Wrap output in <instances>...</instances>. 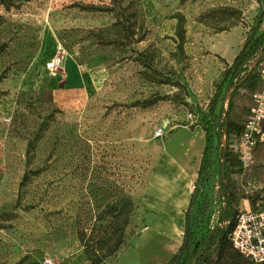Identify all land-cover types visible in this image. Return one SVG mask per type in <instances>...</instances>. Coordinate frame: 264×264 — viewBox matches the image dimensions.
Listing matches in <instances>:
<instances>
[{
    "label": "rangeland",
    "instance_id": "1",
    "mask_svg": "<svg viewBox=\"0 0 264 264\" xmlns=\"http://www.w3.org/2000/svg\"><path fill=\"white\" fill-rule=\"evenodd\" d=\"M259 21L257 35L264 0H0V264H88L79 233L103 237L128 196L125 244L135 238L151 222L149 202L166 206L156 162L194 156L200 136L187 130L196 127L212 168L191 186L189 218L195 239L206 236L223 207L216 145L226 105L212 99L227 67L216 50L237 48L230 40L244 43ZM246 101L239 92L231 117L245 120ZM238 184L237 211L264 193ZM152 235L139 237L138 264L153 255Z\"/></svg>",
    "mask_w": 264,
    "mask_h": 264
},
{
    "label": "trees",
    "instance_id": "2",
    "mask_svg": "<svg viewBox=\"0 0 264 264\" xmlns=\"http://www.w3.org/2000/svg\"><path fill=\"white\" fill-rule=\"evenodd\" d=\"M111 1L113 3L119 2V0ZM259 24L260 21L254 28L250 29V36L234 57L233 62L227 65L212 99L213 104L219 101L223 102L226 94L234 88L226 102L225 110L222 107L219 110L221 132L217 137L216 151L220 165L218 190L223 201L222 211L218 215L216 225L208 230L206 236L196 240L191 232V220L189 218L194 207L195 193L193 192L185 213L181 245L167 264H234L233 262L229 263V259L225 260L226 250L232 249L228 235L233 228V219L238 212L239 199L242 198L238 184L241 169L233 144L242 133L245 120H237L230 114L235 108L237 94L243 92L247 101L242 108V113L246 118L252 104V96L260 85V71L264 67V32L257 35ZM254 62L255 64H253ZM222 136H224V144L221 142ZM212 152L209 137L205 132V145L198 176L194 183L195 189L199 182L205 183L209 179L212 168ZM254 199L255 197H250V201ZM135 208L133 199L128 196L124 199L121 210H118L117 206L112 207L111 211L114 217L109 222L108 232L103 237L86 241V235L79 233L78 240L83 247L88 264H103L105 260L114 257L119 252L125 244L124 231L130 223ZM202 208L199 206L196 210L200 211ZM227 222L228 225H226ZM237 256L241 257L238 253Z\"/></svg>",
    "mask_w": 264,
    "mask_h": 264
},
{
    "label": "crops",
    "instance_id": "3",
    "mask_svg": "<svg viewBox=\"0 0 264 264\" xmlns=\"http://www.w3.org/2000/svg\"><path fill=\"white\" fill-rule=\"evenodd\" d=\"M243 44L244 43H241L239 46H237L234 53L232 52L233 47H231L230 43L226 45L221 44V49L216 50V54L221 56V60L227 67V65H230L233 62L234 57L238 54ZM187 131H189L190 136H195L196 134L200 136L201 144L199 148L195 150L194 156L186 159L185 163L181 165L179 164L178 158L175 156H172L171 154L168 156L166 153H162L163 155L161 154L159 161H157L155 165V178L158 180V184L163 190L162 195L164 198L161 200V202L166 204L165 208L150 204L148 200L149 206L153 211L150 224L141 229L135 238H132L130 241L124 244L114 257L105 260L103 264H138L136 261V258H138V253H135L136 245L139 241V237H142V234L149 232L150 230L153 231L152 236L154 237V240H152V243L149 245V253L153 255L150 256L148 262L145 264H167L178 251L184 232L185 213L187 211L191 193L193 191L188 193L182 190L178 184H173V181H171V179L168 177L170 176L168 174L170 170H177L181 175L189 173L191 175V186L194 187L205 145V134L200 128L196 127L193 130L188 129ZM190 141L192 142V140ZM254 165H256L257 168H253L252 166L249 171L241 173L239 178H241V180H245L249 186L254 185L255 189L264 188V143L259 144L256 149ZM168 190H170V192ZM177 203L181 204L178 216V232L176 235H173L165 228V226L158 224V221L166 220L167 216L174 212L173 205ZM153 220L157 225L154 226L152 224ZM171 241L175 242L176 248L170 256L165 258L164 247Z\"/></svg>",
    "mask_w": 264,
    "mask_h": 264
},
{
    "label": "built area",
    "instance_id": "4",
    "mask_svg": "<svg viewBox=\"0 0 264 264\" xmlns=\"http://www.w3.org/2000/svg\"><path fill=\"white\" fill-rule=\"evenodd\" d=\"M59 66L60 58L55 57L46 63V70L55 75ZM259 79L260 85L252 96L243 131L233 144L241 173L251 169L255 163L256 149L259 144L264 143V67L260 71ZM161 135V130L155 133L157 137ZM233 224L228 235L232 249L254 264H264V193H259L250 201L247 209L238 211Z\"/></svg>",
    "mask_w": 264,
    "mask_h": 264
},
{
    "label": "bare ground",
    "instance_id": "5",
    "mask_svg": "<svg viewBox=\"0 0 264 264\" xmlns=\"http://www.w3.org/2000/svg\"><path fill=\"white\" fill-rule=\"evenodd\" d=\"M232 41L234 44L239 46V40L237 38H233ZM236 50L234 49L232 52L234 53ZM168 176L171 181H173V184H178L180 188L186 192H191V181L190 177L191 175L184 174L181 175L179 171L177 170H170ZM170 192V190H168ZM170 205V203H169ZM181 204H175L173 205L174 212L167 216L166 220L158 221L160 225L165 226V228L170 231L173 235H176L178 232V216H179V209ZM176 248L175 242H169L164 247V257L170 256Z\"/></svg>",
    "mask_w": 264,
    "mask_h": 264
},
{
    "label": "water",
    "instance_id": "6",
    "mask_svg": "<svg viewBox=\"0 0 264 264\" xmlns=\"http://www.w3.org/2000/svg\"><path fill=\"white\" fill-rule=\"evenodd\" d=\"M255 64V62L253 63ZM234 90V88H232L225 96V99H224V105H226V102L228 101L229 97H230V94L231 92ZM221 142L224 144L225 143V140H224V136L221 137Z\"/></svg>",
    "mask_w": 264,
    "mask_h": 264
}]
</instances>
